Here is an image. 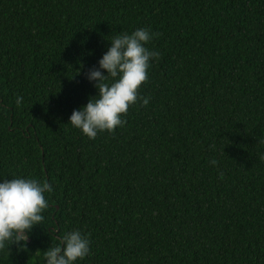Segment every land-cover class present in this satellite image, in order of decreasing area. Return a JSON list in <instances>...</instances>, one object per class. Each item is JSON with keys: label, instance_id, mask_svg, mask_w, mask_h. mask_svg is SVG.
I'll return each instance as SVG.
<instances>
[{"label": "trees", "instance_id": "16d2710c", "mask_svg": "<svg viewBox=\"0 0 264 264\" xmlns=\"http://www.w3.org/2000/svg\"><path fill=\"white\" fill-rule=\"evenodd\" d=\"M137 28L160 53L149 103L90 140L67 123L86 73ZM262 157L264 0H0V178L54 188L0 264H44L72 230L79 264H264Z\"/></svg>", "mask_w": 264, "mask_h": 264}, {"label": "clouds", "instance_id": "9594fccd", "mask_svg": "<svg viewBox=\"0 0 264 264\" xmlns=\"http://www.w3.org/2000/svg\"><path fill=\"white\" fill-rule=\"evenodd\" d=\"M155 37L148 28H137L131 33L113 36L107 50L86 73L94 83L96 94L68 119L73 128L90 140L100 133H112L125 125L123 118L130 106L139 103L147 106L148 97L139 95L140 86L148 80L151 63L160 57L158 51L147 45ZM23 97L17 96L15 104L21 106ZM264 159V157H262ZM216 160L210 164L215 166ZM54 191L47 182L29 177L0 178V249L13 243L21 248L32 229L41 225L48 208L46 194ZM90 254V240L80 230L66 232L56 246L44 251V264H79Z\"/></svg>", "mask_w": 264, "mask_h": 264}]
</instances>
